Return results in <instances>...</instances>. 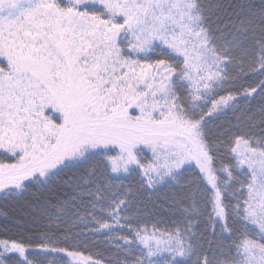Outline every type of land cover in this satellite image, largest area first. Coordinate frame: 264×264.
Here are the masks:
<instances>
[{
  "label": "snow or ice",
  "instance_id": "obj_1",
  "mask_svg": "<svg viewBox=\"0 0 264 264\" xmlns=\"http://www.w3.org/2000/svg\"><path fill=\"white\" fill-rule=\"evenodd\" d=\"M0 264H264V0H0Z\"/></svg>",
  "mask_w": 264,
  "mask_h": 264
}]
</instances>
